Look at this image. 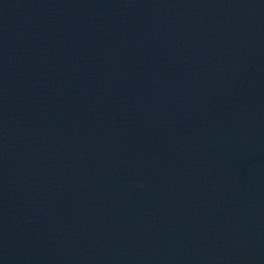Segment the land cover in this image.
Wrapping results in <instances>:
<instances>
[{
  "label": "water",
  "instance_id": "water-1",
  "mask_svg": "<svg viewBox=\"0 0 264 264\" xmlns=\"http://www.w3.org/2000/svg\"><path fill=\"white\" fill-rule=\"evenodd\" d=\"M0 264H264V0H0Z\"/></svg>",
  "mask_w": 264,
  "mask_h": 264
}]
</instances>
